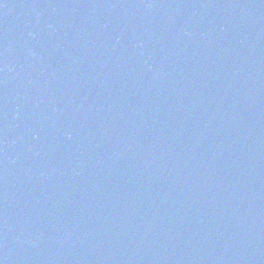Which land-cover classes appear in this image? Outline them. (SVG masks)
<instances>
[{"label": "water", "instance_id": "1", "mask_svg": "<svg viewBox=\"0 0 264 264\" xmlns=\"http://www.w3.org/2000/svg\"><path fill=\"white\" fill-rule=\"evenodd\" d=\"M0 264H264V0H0Z\"/></svg>", "mask_w": 264, "mask_h": 264}]
</instances>
